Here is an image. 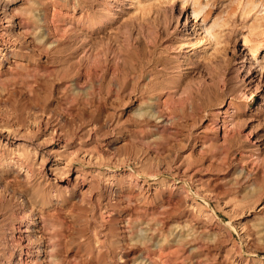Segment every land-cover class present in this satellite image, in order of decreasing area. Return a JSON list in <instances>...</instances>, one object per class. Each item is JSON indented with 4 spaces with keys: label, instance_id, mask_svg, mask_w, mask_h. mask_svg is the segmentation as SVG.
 <instances>
[{
    "label": "rangeland",
    "instance_id": "1",
    "mask_svg": "<svg viewBox=\"0 0 264 264\" xmlns=\"http://www.w3.org/2000/svg\"><path fill=\"white\" fill-rule=\"evenodd\" d=\"M8 1L0 0V22L24 49L4 68L22 53L23 63H52L41 48L39 5ZM124 2L131 7L117 13L122 30L92 33V53L106 65L119 53L126 70H156L165 85L179 72L184 90H86L74 81L79 39L54 33L66 59L80 50L62 62L73 65L65 78L40 74L31 87L0 86V120L21 129L24 145L32 125L37 147L28 172L0 166V264H13L19 252L46 264V218L60 223V264H264V0ZM15 6L33 9L35 32H21ZM55 13L54 30L58 15L66 21L80 8L59 0ZM248 70L253 85L242 78ZM229 101L237 124L223 136L216 122ZM156 102L176 115L174 132L151 130L156 120L146 111ZM141 129L143 141L135 136ZM28 224L30 232L18 230Z\"/></svg>",
    "mask_w": 264,
    "mask_h": 264
},
{
    "label": "bare ground",
    "instance_id": "2",
    "mask_svg": "<svg viewBox=\"0 0 264 264\" xmlns=\"http://www.w3.org/2000/svg\"><path fill=\"white\" fill-rule=\"evenodd\" d=\"M29 1L33 2L34 4L39 5V8H37V10H35L34 14H37L38 20H41L42 29L40 31H42V38H44V43H43L41 48H43V51H45L46 53L49 52L51 54L49 57L50 58L49 62L51 61L52 63H50L49 65L44 64V65H40V66L33 65V64H26V63H23L21 61L22 56H23L22 55L23 53H22L21 54L22 56L20 55V57L15 58V60L13 62L10 61V65L5 66V68H4L3 63H6L9 59V57L12 59V57L19 56L17 53L18 50L19 49L22 50V48L24 49V47L22 46L23 44L20 45L19 43L16 42V40H14V38L12 39L10 37V35H12V34L10 33L9 29H7L8 27L6 25H4L2 22H0V65L3 64V67H2L3 69H1V71H0V86L2 88L4 86L6 88V86L11 85V84H15V83H20V84L24 83L25 85L28 86L30 81L34 80L40 74L48 76L49 74L55 73V74H57L55 76L60 75L63 78H65L64 76L67 74V72L69 70L72 69L73 65L66 64V66H64L63 64H65V63L62 64V62L67 61V59L69 60L70 57H73V56L75 57L76 56V54H75L76 49L73 48V50L67 54L68 55L67 59H66V55H62L63 52L60 51V49L62 50L64 48L59 47V46H61V44H60L61 38H60V36H56V35L58 33H60V31H63L64 33L65 32L70 33V34H68V37L70 38V40L73 41L74 39H79V41H80V45L82 47L80 50L82 51V49H83V51H82L83 54L81 56V59L79 58L80 56L78 57L79 59L76 57L78 64H77V66L75 65L76 67L74 66L75 68L73 67V71H75V73L77 74V77H79V78H77L74 81H75V83H78V82H80L78 79H81L83 86L85 85L83 88L86 87L85 88L86 90H155V89L156 90H158V89L159 90L160 89L184 90L185 85L182 89H180V88L185 83L181 84L177 80L180 77V74H178L179 72L176 74V76H175L176 80L172 86H170V83H169V85H165L166 83L160 82V80L157 78L156 74H158L160 72H156V70L153 72H149L147 74V76L143 75L142 72L135 73L134 72L135 69L132 72L133 68L130 71L126 70V68L128 69L130 67L124 66L125 63H124V61H123V59L119 53H114L112 51L114 53L113 59H115V60L113 61V59H111V58L110 59L113 62H115V64H111L110 61H109V64H111L113 66H109V64L106 65L105 63H107L108 61L103 63L102 59H104V61H105L106 56L102 57V56H99L97 54L92 53V51L88 45L90 43L92 44V42H91V40L93 38L92 33H94L96 36L97 35L99 36L100 33L102 31H104L107 27H109V29H112L113 27H115L116 29H119L120 27L118 28V26L120 24H118L116 21V18L118 16L117 13L123 12L124 9L131 7L130 3L125 8L120 7L122 4L125 3L124 2L125 0H99V2L97 3V6L93 5V3L90 4V0H73L74 4L77 3L79 5V8H80L79 15L77 17H73L72 19H69V20L66 19V21H64V19H65L64 16L58 15V17H59L58 20L61 22H59V25H57L58 28L57 29L55 28V30L53 29L54 27L53 28L51 27L52 26L51 24H53V19L56 15L55 10H56V7L58 6L59 0H29ZM79 1H81V2H79ZM133 1H135V0H133ZM8 2L10 4H13V2L15 3V1H12V0H10ZM1 7L3 9V12L6 11V4H2ZM13 10L19 16L16 24L21 29V32L26 33V34L32 32V31L35 32L34 30H36L35 29L36 27L33 25L31 19L28 18V14L31 11H33V9L30 10L28 8H21V7L15 6ZM181 13L182 12L179 13V16L177 18V22H179V18L181 16ZM0 19H2V18H0ZM119 30H122V29L120 28ZM114 31H115V29H114ZM179 32L180 31H178V33ZM54 33L56 35H54ZM62 33H60V35H64ZM181 33H183V32H181ZM151 37H153V36H151ZM69 44H70V46H69V49H70L71 43H69ZM86 45L88 48H85ZM65 50L66 49H64V52H67ZM80 50L78 52H80ZM78 52H76V53H78ZM63 54H66V53H63ZM80 54H78V55H80ZM107 57H109V55ZM55 61H56L57 65H53ZM69 61H71V60H69ZM58 62H59V65H58ZM160 65H161V63H160ZM69 66H71V67H69ZM154 67L156 68V66H154ZM242 67H244V63H241V68ZM158 69L159 68H157V70ZM249 70L246 71L244 74H242V76H243L242 78L244 80H246V82L249 85H253V81L255 78H254L253 72L251 73ZM73 71H71V72H73ZM146 77H147V80H146ZM167 83H168V81H167ZM63 84L62 85L64 86V88H67V87H70L73 83L71 84L69 82H64ZM30 87H28V88H30ZM185 90H189V87L186 86ZM252 91L253 90H250L249 94H252ZM262 93H264V92H262ZM71 96H72V94H71ZM154 101H156V100H154ZM261 101H264V100H261ZM140 104H141V102H140ZM140 104H139V106H140ZM223 106H224L223 104H220L219 107H223ZM224 109H226V113H224L225 116L224 117L222 116L223 119L219 118L220 120L216 122V126L218 129V128H222L221 125H223L222 133H223V136L224 135L226 136V134L229 133V132L227 133V128L228 129H229V127L233 128L237 124L236 123V120H237L236 112H237L238 107L236 105H234L233 102L229 101L227 106L224 107ZM228 109H230V110H228ZM217 111H218L217 114H219V110H217ZM146 112L149 113L148 115L154 117V119L156 120V124L154 125V128L151 129L152 131L154 130V132L156 131L157 133H160V134L165 133V132H170V133L174 132V129L171 126V121L173 120L172 117L173 116L175 117L176 115L173 114V116H170V114H166V113L161 112L159 109V104L157 102L153 103V105H151V108L149 110H147ZM169 113H171V112L169 111ZM224 114H222V115H224ZM212 117H214V116H212ZM210 121H213V120H210ZM219 123H221V124L219 125ZM10 124L11 123L8 122V119L0 120V166H6L8 169H11L12 167L13 168L17 167L19 170H24V171L28 172L29 169H28V165L26 163H28L29 154L31 151H35V148H37L35 146V144L33 143V140H32V137L34 136V133H35L34 132L35 128L33 129L32 125L28 128L27 133L30 136L27 134V136H29V137L26 140H28L29 144L24 145V144H22L23 141L21 139L22 138L21 137L22 136L21 135V129L18 126H13ZM226 126H227V128H226ZM138 132L139 133L135 132L136 138L138 140H141V141L146 140V135L144 136L142 134L143 133L142 129ZM216 135L218 136V132L215 134V136ZM147 136H149V135H147ZM228 136H229V134H228ZM20 139H21V141H18ZM223 140H222V142H224ZM216 141H218V140H216ZM63 142H64V144H62V146L65 147L66 143H65V141H63ZM255 145H256V148H258L260 143L255 142ZM77 176H79V175H77ZM41 227L46 232L45 233L46 234L45 245H44L45 246L44 253H45V257H46V261H47L46 264H60V260L55 255L56 250L61 245V243H60L61 233L59 230L60 223L53 220V219H50V218L47 219L46 218V219H42ZM18 230H22V231H20L21 233L22 232H30L32 230V227L28 224L27 226H25V228H23V229L20 228ZM22 237L23 236H21V239H22ZM23 238H25V237H23ZM19 250H22V249H19ZM29 251H30L29 248L26 247V251L24 254L26 256H29V253H28ZM19 255H20V252L18 253V256L15 259V261L12 262L13 264H33L34 261H33V259H31V257L24 258V256H23V258H22ZM71 262L73 263L74 261H71ZM75 264H77V262H75Z\"/></svg>",
    "mask_w": 264,
    "mask_h": 264
}]
</instances>
